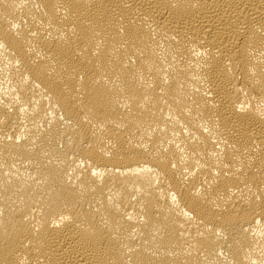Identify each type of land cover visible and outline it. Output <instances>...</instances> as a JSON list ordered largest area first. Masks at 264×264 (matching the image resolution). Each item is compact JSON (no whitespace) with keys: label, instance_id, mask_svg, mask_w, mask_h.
Returning a JSON list of instances; mask_svg holds the SVG:
<instances>
[{"label":"bare ground","instance_id":"6f19581e","mask_svg":"<svg viewBox=\"0 0 264 264\" xmlns=\"http://www.w3.org/2000/svg\"><path fill=\"white\" fill-rule=\"evenodd\" d=\"M0 264H264V0H0Z\"/></svg>","mask_w":264,"mask_h":264}]
</instances>
